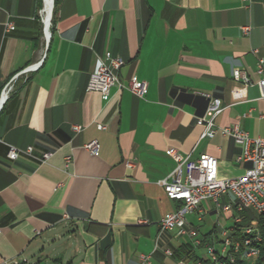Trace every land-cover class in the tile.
I'll use <instances>...</instances> for the list:
<instances>
[{
    "label": "crops",
    "instance_id": "obj_1",
    "mask_svg": "<svg viewBox=\"0 0 264 264\" xmlns=\"http://www.w3.org/2000/svg\"><path fill=\"white\" fill-rule=\"evenodd\" d=\"M42 7L43 0H0V20L16 27L5 34L0 26V90L42 61L0 113V264H142L141 256L150 264H195L188 236L161 231V220L182 204L159 182L177 167L171 149L191 161L217 158L221 179L244 175L241 147L221 132L202 138L197 120L208 97L219 98L217 128L238 125L264 138L257 84L264 0H61L52 6L49 39ZM106 53L124 60L116 71L123 85L132 78L147 84L143 99L117 86L108 101L87 91ZM235 70L253 84L244 89ZM92 141L98 156L84 148ZM9 146L54 156L45 164L9 161ZM201 211L188 223L204 249L220 251L242 215L230 196L203 202Z\"/></svg>",
    "mask_w": 264,
    "mask_h": 264
},
{
    "label": "built area",
    "instance_id": "obj_2",
    "mask_svg": "<svg viewBox=\"0 0 264 264\" xmlns=\"http://www.w3.org/2000/svg\"><path fill=\"white\" fill-rule=\"evenodd\" d=\"M251 2V0H244ZM54 4V0H53ZM45 0L43 7L40 10V17L44 25L46 39L50 37V28L45 22ZM0 26L5 34L14 32L16 27L14 23L7 18L5 21L0 20ZM48 30V32H47ZM244 35H249L251 32L250 26L241 28ZM257 54L258 51L254 50ZM42 65V61L33 64L21 72L15 74L0 90V113L4 110L6 103L15 94L17 89L28 82L30 74L37 72ZM125 62L122 58L113 56L111 53L100 59L99 66L95 72L90 75L87 85V91L99 94L103 101H108L111 90L114 87L120 89H128L136 97L143 99L148 91V86L145 82L139 81L136 78L130 79L128 85H123L116 74ZM257 74L260 76L258 86L262 90L264 97V60L259 59ZM235 81L242 83L244 89L253 84L248 76L239 70L233 72ZM209 104L206 113L203 117L198 118L197 124L203 127L202 138H213L218 132H221L225 137L231 138L236 144L241 147V154L238 162L242 165H248L243 176L236 179H221L219 177V161L217 158L210 155H202L199 160L191 161L189 157L181 156L175 150H169L168 154L176 161L177 167L174 172L166 179L159 182V185L164 189L168 198L178 201L182 206L175 212L167 214L160 223L161 231H178L180 236H188L193 241V246L199 248L203 245L198 231L189 225L187 217L191 214L202 213L201 204L206 201H212L215 204H220L223 196H230L233 199L234 206L238 213H243L246 210L254 211L259 216L263 217L264 226V138H252L250 135L241 130L238 125L229 128L220 129L215 125L216 118L223 112V104L219 98L208 97ZM73 131L81 133L82 127L74 125ZM99 130H104L103 125H98ZM0 143H4L0 139ZM84 148L92 155L98 156L100 153V145L98 141H92L84 145ZM54 156L53 151H47L41 156L34 153V147L28 146L26 149H19L9 146L7 158L9 161H16L19 158L25 157L39 164H45ZM72 163V157L65 159L66 167ZM132 166V164H129ZM185 167V171H184ZM232 206H223V210L229 211ZM201 218V217H200ZM239 222V221H238ZM244 229H252L255 240L263 242V233L256 224ZM2 229L0 227V235ZM234 230L230 233H224V241L220 251L213 246H206L207 259L212 264H224L227 262L222 257H226L228 262H235L238 254H245L247 263L257 261L260 251L252 249V243L245 246V250H238V242L233 237ZM171 256V252H167ZM142 264H150V256H141ZM19 264V263H14ZM197 264H204L198 262Z\"/></svg>",
    "mask_w": 264,
    "mask_h": 264
},
{
    "label": "trees",
    "instance_id": "obj_3",
    "mask_svg": "<svg viewBox=\"0 0 264 264\" xmlns=\"http://www.w3.org/2000/svg\"><path fill=\"white\" fill-rule=\"evenodd\" d=\"M61 0H54L53 7L56 8L58 4L60 3ZM242 215V220L239 223H236L233 227L234 233L233 237L236 240H241L242 239V231L244 228L252 226L253 224H256L258 228L261 230L263 233V242L260 245V254L255 262V264H264V226H263V217L257 215L256 213L252 212L251 210H246ZM255 222V223H254ZM241 236V237H240ZM224 260L228 262V259L226 257H222ZM239 258V259H238ZM198 262H203L204 264H212L207 258H199L196 260L195 264ZM228 264H230L228 262ZM235 264H249L246 261L242 260L240 256H236Z\"/></svg>",
    "mask_w": 264,
    "mask_h": 264
},
{
    "label": "bare ground",
    "instance_id": "obj_4",
    "mask_svg": "<svg viewBox=\"0 0 264 264\" xmlns=\"http://www.w3.org/2000/svg\"><path fill=\"white\" fill-rule=\"evenodd\" d=\"M51 4L52 0H45V22L46 25L49 27L51 24L52 16H51ZM48 32V30H47ZM242 239L238 242V250H245V246L248 245V243H252V249L255 251H260L259 247L262 244L261 241L255 240V236L252 229H243L242 231ZM241 237V236H240ZM238 256L241 257L242 260L245 261V254H238ZM239 259V258H238ZM230 264H235V262H229ZM224 264H228V262H224ZM254 264V263H249Z\"/></svg>",
    "mask_w": 264,
    "mask_h": 264
},
{
    "label": "rangeland",
    "instance_id": "obj_5",
    "mask_svg": "<svg viewBox=\"0 0 264 264\" xmlns=\"http://www.w3.org/2000/svg\"><path fill=\"white\" fill-rule=\"evenodd\" d=\"M53 0H52V4H51V16H52V11H53ZM252 212H254V211H252ZM235 214H237V213H235ZM237 216H238V214H237ZM218 237H219V239H221L222 240V238H221V236H220V234L218 235ZM197 249V255H198V257L199 258H204L205 256L207 257V251H206V248L204 249V247L202 246V247H199V248H196Z\"/></svg>",
    "mask_w": 264,
    "mask_h": 264
},
{
    "label": "water",
    "instance_id": "obj_6",
    "mask_svg": "<svg viewBox=\"0 0 264 264\" xmlns=\"http://www.w3.org/2000/svg\"><path fill=\"white\" fill-rule=\"evenodd\" d=\"M54 9V8H53ZM52 15H53V11H52Z\"/></svg>",
    "mask_w": 264,
    "mask_h": 264
}]
</instances>
